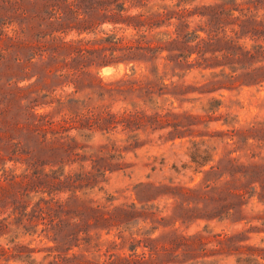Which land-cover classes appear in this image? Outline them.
Returning a JSON list of instances; mask_svg holds the SVG:
<instances>
[{
	"label": "rangeland",
	"instance_id": "rangeland-1",
	"mask_svg": "<svg viewBox=\"0 0 264 264\" xmlns=\"http://www.w3.org/2000/svg\"><path fill=\"white\" fill-rule=\"evenodd\" d=\"M15 1L17 4L11 1V5L8 0H0V264H264V203L258 196L261 188L257 186L258 195L241 206L232 196L244 195L247 199L251 191H213L216 184L205 179L210 167L196 171L190 158L194 144H198L201 152L208 150L213 156L211 166L220 165L231 153L264 177L262 78H252L248 71L231 75L226 70L227 76L234 77L220 78L215 86L212 74H220L222 68L181 70L172 64L165 68L166 61L160 59L155 66L161 75L167 74L166 84L187 87L185 96L175 97L164 91L158 100L159 110L135 98L124 102V97L112 93L100 98L97 84L108 86L127 78L132 75V66L135 77L141 78L152 66L137 62L105 67L100 53L93 56L92 66L89 55L84 61L73 62L71 50L62 48V43L94 48L96 41L118 27L108 23L112 21L110 14L68 11L64 4L47 11L41 0ZM122 1L130 9L127 15L170 14L178 9L164 7L179 2ZM246 1L190 0L182 7L194 14L186 19L189 31L198 30L202 38L211 35L217 39L216 49H229L224 38L233 36L232 19L209 8L223 6L229 11L244 7ZM198 13L208 16L202 18ZM233 14L241 15L238 11ZM252 15L261 20L264 11L252 9ZM178 23L171 20V26L155 32L173 33ZM79 29L87 30L78 34ZM121 35L130 36V31ZM261 35L249 32L240 44L249 49L264 45ZM166 56L167 52L162 54ZM131 100L137 102V112L155 119L139 122L136 149L127 148L122 125L107 128L108 124H93V119L106 111H134ZM212 100L221 103L215 115L206 113ZM39 116L53 118L59 134L45 136ZM81 123H89V130H82ZM253 125L257 131L250 128ZM232 131L247 136V144L230 139L227 134ZM114 144L124 160L109 166L105 159L114 153L110 147ZM36 162L47 164L46 171L62 167L65 174L92 172L98 177L94 189L78 190L74 197L72 192L58 197L70 199L68 208L78 215L81 229L88 234H80L79 243L72 241L68 252L52 253L51 249L57 247L53 239L58 235L61 242V234L44 231L38 198L26 199L25 192L11 181V175L21 177L27 163ZM4 169L14 172L5 174ZM204 183L212 187L199 191L201 200H192L190 206L182 204L180 188H197ZM214 199L223 201L215 203ZM143 208L152 209L155 216H147ZM132 238L140 241L135 244V252ZM54 255L60 257L57 263ZM73 255L77 256L75 262H63Z\"/></svg>",
	"mask_w": 264,
	"mask_h": 264
},
{
	"label": "trees",
	"instance_id": "trees-1",
	"mask_svg": "<svg viewBox=\"0 0 264 264\" xmlns=\"http://www.w3.org/2000/svg\"><path fill=\"white\" fill-rule=\"evenodd\" d=\"M17 4L15 0H8V3L13 5ZM44 8L47 11H55L61 8V4L67 8L68 11H107L112 17V21H108L109 24L118 26L115 27L112 33L106 38L100 39L95 42L94 48L85 49L75 43H62V48L70 49L69 56H74L73 62L84 61L87 55L90 56L88 62L90 66L93 63V56L97 54L103 55L104 62L101 65L105 67L119 66L121 64L130 65L139 63L151 64L149 68V74L141 75V78H136L135 68L132 66V75L126 76L119 81L114 82L108 86L103 84H97V90L100 91L98 96L104 97L105 94H115L124 97V102H127L129 98L139 99L142 104L152 110H159L158 100L162 98L163 92L171 96H185L184 86L175 85L171 82L166 84V75L159 73L158 66H155L156 62L160 59L166 61L168 64L174 65V69L181 68V70L200 69V70H216L222 68L220 74H212L213 85H217L218 79H229L233 76H227L226 70H229L231 75L236 74L239 71H248L250 77L262 78L264 81V45L252 46L250 49L246 45H241L240 41L245 39L249 32L253 34H262L264 38V18L259 20V17L252 15V9L254 11H264V0H248L244 4L245 6H239L238 9H231L226 11L223 6H217L215 8L210 7L212 11L218 9L222 11L220 15L229 16L232 19L233 29L231 30V37H225L224 41L228 45L229 49L219 48L216 49L214 44L217 39L208 35L207 38H202L198 30L189 31L190 27L186 21L187 18L193 16V12H189L183 6L190 2V0H179L178 5H172L164 7V10L173 9L178 11H171L170 14H151V13H139L137 15H127L130 9L125 7V3L122 0H41ZM147 2L152 0H146ZM162 2L166 0H161ZM182 8V9H181ZM240 12V16L234 17L233 12ZM198 16L205 18L206 14L198 13ZM178 20L179 23L175 26V31L169 33H156L155 30L161 29L164 26H171V20ZM169 22L168 25H165ZM211 22L207 23L210 26ZM261 27L262 29H257ZM250 28V29H249ZM210 29V28H208ZM85 30H78V34L86 32ZM201 31L203 29H200ZM130 31V36L121 35ZM153 34V35H151ZM210 34V33H208ZM219 41V40H218ZM145 44V45H142ZM98 46V47H97ZM167 52L168 56L162 57V54ZM196 55V59L193 56ZM219 55H222L220 57ZM215 61V64L210 65L208 62ZM225 61V62H224ZM249 64V65H247ZM263 64L259 68H255V65ZM100 65V66H101ZM258 82L259 79H257ZM215 85V86H216ZM173 90V91H172ZM178 94V95H177ZM132 101V108L134 111L128 108L123 113L114 114L111 111H106L100 115H97L93 119V124H108L107 128L114 125H122L121 132L127 134L125 143L127 148L136 149L139 141L138 126L140 121L145 119L147 122H151L155 119L150 116H146L136 111L138 104L135 100ZM221 103L212 100L207 104L206 113L215 115L220 108ZM38 121L42 126L45 136L50 133L54 137L59 134L54 126L53 118L48 119L47 116H39ZM158 119V118H157ZM156 119V121H157ZM68 123V121H65ZM71 122L74 120L71 119ZM90 123V121H89ZM88 123V124H89ZM88 124L83 125L81 123L82 130H89ZM61 126V125H59ZM91 127V125L89 126ZM63 128V127H62ZM252 130L257 131L256 125L251 126ZM255 128V129H254ZM92 129V128H91ZM90 129V130H91ZM233 134V135H232ZM230 139L238 138L242 140L243 144H247L249 138L244 135H240L239 132L232 131L231 134H227ZM238 144L240 142H237ZM112 147L113 154L108 155L105 161L109 166H112L115 162H121L124 157L120 151V148L116 144ZM17 150L15 151L16 154ZM191 163L195 167L196 171L203 170L206 167H210V170L205 173V179H209L208 182L215 183L216 186L212 188L213 191L219 193L224 191H230L232 189H241L245 191H251L250 196L246 199L244 195H233V199L238 200L241 206L249 203L254 196H257V186L262 190L259 196V202L264 203V177L261 174H257L250 170L248 166L241 164L239 159L231 157V153L226 155L220 162V165L211 166L213 162V156L208 150L202 151L198 144H194L190 154ZM11 160V159H10ZM93 162V160H90ZM27 169L20 176L11 175L14 171L12 169H4V173H11V181L15 182L22 192H25L26 199H32L37 197V207L40 210V219L44 225L45 232H59L62 236L61 242L57 235L53 239V242L57 245L55 249H51L52 253L56 251L68 252L70 251V243L72 241H79L80 234L88 236L87 232L81 229L78 223V215L68 208L70 199L63 201L60 198L61 194H67L72 192L74 197L78 190H92L94 189L93 183L97 182L98 177H95L92 172H83L80 174H65V169L60 167L58 169H50L46 171L47 164L36 162L33 164L27 163ZM118 164V163H117ZM93 169L95 166L93 165ZM108 169L103 171L104 173ZM101 172L99 173V176ZM258 176V177H257ZM20 178V182H19ZM1 180V179H0ZM85 182L84 187H75L77 183ZM28 183V184H25ZM212 186L209 184H201L197 188H180L179 196L182 200V204L187 203L189 206L192 200H201L199 191L202 189H210ZM73 189V191H71ZM33 196H32V194ZM215 203L222 202V199H214ZM188 211L194 212L195 209L188 208ZM145 214L149 217L154 215L152 209L143 208ZM155 216V215H154ZM58 220V221H57ZM138 235V233H137ZM85 238V237H83ZM89 239V238H85ZM140 243L136 238H132V249L136 251L135 244ZM68 249L62 250L63 247ZM136 255V254H134ZM51 256V255H50ZM54 263H57L59 255L52 256ZM63 262H75L77 256L73 255L71 259L64 258ZM128 261V260H126ZM251 261V260H247Z\"/></svg>",
	"mask_w": 264,
	"mask_h": 264
}]
</instances>
